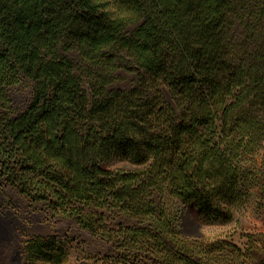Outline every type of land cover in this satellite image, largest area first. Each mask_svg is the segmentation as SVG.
Returning a JSON list of instances; mask_svg holds the SVG:
<instances>
[{
    "label": "trees",
    "instance_id": "trees-1",
    "mask_svg": "<svg viewBox=\"0 0 264 264\" xmlns=\"http://www.w3.org/2000/svg\"><path fill=\"white\" fill-rule=\"evenodd\" d=\"M0 173L119 263L264 264V232L233 242L264 212V0H0ZM60 244L29 239L27 264Z\"/></svg>",
    "mask_w": 264,
    "mask_h": 264
},
{
    "label": "rangeland",
    "instance_id": "rangeland-1",
    "mask_svg": "<svg viewBox=\"0 0 264 264\" xmlns=\"http://www.w3.org/2000/svg\"><path fill=\"white\" fill-rule=\"evenodd\" d=\"M120 87H128L135 82V73L121 71ZM26 95L18 96V100H24ZM126 162L119 159H111L103 162L108 169L125 167ZM192 216H185L189 222L197 221L199 228L205 235H214L221 230L230 229L232 222L228 220L202 221L195 207H190ZM10 211L11 214H7ZM0 212L7 215L13 222L14 230L7 227L0 220V264H27L28 256L25 250L27 241L34 236H55L60 242V249L67 252L68 256L62 264H124L119 263L118 258L124 257V252L114 248L111 242H107L83 227L73 216L57 214L43 204L32 203L25 199L16 189L6 186L1 180L0 173ZM188 217V218H187ZM243 223L239 228V234L233 236V242L242 246L244 238L240 233L259 230L264 232V212L258 209L254 201H251L242 212ZM118 223H135L130 217L124 216L116 220ZM192 230V229H191ZM196 234L193 230L188 232ZM116 257V259L113 258ZM108 258V259H105ZM123 261V260H121ZM41 261H39L40 263ZM45 264H51L46 262ZM55 264V263H52Z\"/></svg>",
    "mask_w": 264,
    "mask_h": 264
},
{
    "label": "flooded vegetation",
    "instance_id": "flooded-vegetation-1",
    "mask_svg": "<svg viewBox=\"0 0 264 264\" xmlns=\"http://www.w3.org/2000/svg\"><path fill=\"white\" fill-rule=\"evenodd\" d=\"M0 214H1V212H0ZM7 214L9 215V214H11V212L8 211ZM1 220L4 222L5 226H8L10 229L14 230L15 226H14L13 222L16 221L15 218L11 219V218L7 217V215L2 214Z\"/></svg>",
    "mask_w": 264,
    "mask_h": 264
},
{
    "label": "water",
    "instance_id": "water-1",
    "mask_svg": "<svg viewBox=\"0 0 264 264\" xmlns=\"http://www.w3.org/2000/svg\"><path fill=\"white\" fill-rule=\"evenodd\" d=\"M192 207H195V204H194V203L192 204ZM1 218H2V214H0V220H1ZM199 226H200V225L197 224V228H199ZM7 227H8V226H6V228L3 229L4 232L6 231L5 229H7ZM0 231H1V230H0ZM198 233H199V234H202L200 231H199ZM0 237H1V236H0Z\"/></svg>",
    "mask_w": 264,
    "mask_h": 264
},
{
    "label": "bare ground",
    "instance_id": "bare-ground-1",
    "mask_svg": "<svg viewBox=\"0 0 264 264\" xmlns=\"http://www.w3.org/2000/svg\"><path fill=\"white\" fill-rule=\"evenodd\" d=\"M188 215L193 217V214H192V212H191V209H189V211H188Z\"/></svg>",
    "mask_w": 264,
    "mask_h": 264
}]
</instances>
